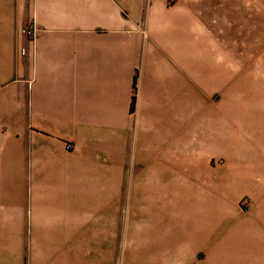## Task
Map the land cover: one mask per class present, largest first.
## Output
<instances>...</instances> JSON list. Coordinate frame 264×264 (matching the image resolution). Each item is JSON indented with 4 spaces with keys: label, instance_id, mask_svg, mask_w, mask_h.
Here are the masks:
<instances>
[{
    "label": "crops",
    "instance_id": "crops-1",
    "mask_svg": "<svg viewBox=\"0 0 264 264\" xmlns=\"http://www.w3.org/2000/svg\"><path fill=\"white\" fill-rule=\"evenodd\" d=\"M259 155L264 0H0V264L20 259L14 234L38 254L61 223L69 240L96 229L128 187L173 185V204L199 195L208 215L219 173L244 189L228 213L264 232Z\"/></svg>",
    "mask_w": 264,
    "mask_h": 264
},
{
    "label": "rangeland",
    "instance_id": "rangeland-1",
    "mask_svg": "<svg viewBox=\"0 0 264 264\" xmlns=\"http://www.w3.org/2000/svg\"><path fill=\"white\" fill-rule=\"evenodd\" d=\"M226 143L223 162L233 158L230 142ZM258 158L264 160L263 155ZM230 179L218 174L216 195L220 198L206 204L204 211L208 215L199 214L205 204L196 200L199 195H186L191 197V204H173L177 200L169 197L173 185L166 188L142 186L139 200L134 199L135 195L132 197L134 190L128 187L124 191L126 204H121L117 211H106L104 215L108 219L99 222L96 229L76 232L69 240L61 223L57 227L61 244L56 247H51L54 243L47 240L42 251L32 253L31 232L14 234L15 242L22 240L20 259L15 264H35L31 258H38L40 264H247L248 260V263L264 264V232L257 227L256 218L247 216L240 220L227 211L232 205L231 195L244 190L232 187ZM208 191L214 193V190ZM261 195V192L251 195L257 200L256 208L248 194L241 195L239 207L247 213L253 206L251 211L255 208L256 213L264 198L259 197ZM135 201L140 204L136 212L139 204ZM190 207L194 215L172 213V209L187 211ZM212 220L216 225L210 232ZM232 230L234 232H229ZM225 232L229 233L220 238Z\"/></svg>",
    "mask_w": 264,
    "mask_h": 264
},
{
    "label": "built area",
    "instance_id": "built-area-1",
    "mask_svg": "<svg viewBox=\"0 0 264 264\" xmlns=\"http://www.w3.org/2000/svg\"><path fill=\"white\" fill-rule=\"evenodd\" d=\"M22 31L27 35H35L34 29H23ZM65 147L67 150H72L74 148L73 144H71V143H66Z\"/></svg>",
    "mask_w": 264,
    "mask_h": 264
},
{
    "label": "trees",
    "instance_id": "trees-1",
    "mask_svg": "<svg viewBox=\"0 0 264 264\" xmlns=\"http://www.w3.org/2000/svg\"><path fill=\"white\" fill-rule=\"evenodd\" d=\"M134 101V100H133ZM132 106H133V103H132Z\"/></svg>",
    "mask_w": 264,
    "mask_h": 264
}]
</instances>
